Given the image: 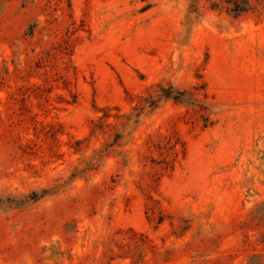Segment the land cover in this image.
Masks as SVG:
<instances>
[{"label":"rangeland","instance_id":"1","mask_svg":"<svg viewBox=\"0 0 264 264\" xmlns=\"http://www.w3.org/2000/svg\"><path fill=\"white\" fill-rule=\"evenodd\" d=\"M0 264H264V0H0Z\"/></svg>","mask_w":264,"mask_h":264},{"label":"trees","instance_id":"2","mask_svg":"<svg viewBox=\"0 0 264 264\" xmlns=\"http://www.w3.org/2000/svg\"><path fill=\"white\" fill-rule=\"evenodd\" d=\"M234 5H237L234 3ZM239 13L244 12L245 8H240L239 10H237ZM160 96L161 98L164 99H171L174 100L175 102L181 103V104H186L188 106H196L197 104V100H195L192 96H190L187 92H183V91H176L172 88H168V89H164L162 88L160 91ZM156 101H150L148 102V107L151 108H156L154 107L156 105ZM203 121H204V127H206V125L208 124V117L203 116ZM210 123V122H209ZM176 145V144H175ZM173 149H175V146H173ZM36 195L33 193L31 199H35Z\"/></svg>","mask_w":264,"mask_h":264}]
</instances>
